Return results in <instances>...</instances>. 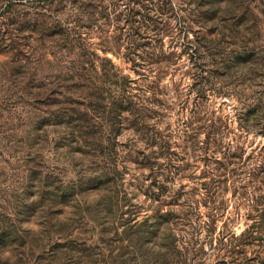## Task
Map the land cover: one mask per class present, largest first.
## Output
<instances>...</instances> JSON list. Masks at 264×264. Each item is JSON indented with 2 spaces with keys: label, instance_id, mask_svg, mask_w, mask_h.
Instances as JSON below:
<instances>
[{
  "label": "rangeland",
  "instance_id": "1",
  "mask_svg": "<svg viewBox=\"0 0 264 264\" xmlns=\"http://www.w3.org/2000/svg\"><path fill=\"white\" fill-rule=\"evenodd\" d=\"M133 1L0 0V264H227L251 225L264 0Z\"/></svg>",
  "mask_w": 264,
  "mask_h": 264
},
{
  "label": "trees",
  "instance_id": "2",
  "mask_svg": "<svg viewBox=\"0 0 264 264\" xmlns=\"http://www.w3.org/2000/svg\"><path fill=\"white\" fill-rule=\"evenodd\" d=\"M130 2L133 3L134 1L133 0H127L128 5ZM125 8H127V6H125ZM132 11H133V9H132V7H130V9H128V14L126 15L127 18L130 15H132L133 17L140 15V17H141L142 14H139L137 11H134L132 13ZM148 60L150 61L151 58H149ZM151 62H153V61H151ZM147 64H150V63L148 62ZM196 94L198 96L199 93H196ZM234 110H236L235 115H237L236 116L237 118H239V116L243 113V111H241L242 110L241 108L240 109H234ZM239 121L241 122V120H239ZM217 122H219V125L215 126V125H217L216 121L213 119H210V122L208 123V125H206V127L209 128L208 129L209 130L208 137H210V134H212L211 141L213 142V145L215 147L213 149L214 150L217 149L218 153L222 154L221 158L212 157V158H214L213 163H215L216 165H219L218 168H223L229 164H237V163L239 164V160H238V159H240L239 152L242 149H240L238 146H233L231 143H228V144L225 143V145L222 144V138L224 137V136H222V134L224 132L223 129L226 128V125L222 122V119L220 117L218 118ZM239 128L242 131L243 130H245L246 132L248 131L247 128L243 127L242 125H239ZM208 140H210V138H208ZM157 144H158L162 154L164 152L165 153L168 152L167 141L161 140V138H159V141ZM261 146L263 149L264 145H261ZM214 153L215 152H213V154ZM235 159L238 161L237 162L232 161ZM257 168H259V169H255V170H262L264 172V159L262 160V162H260V165H258ZM255 178H257V176ZM262 178H264V177H260V179L255 180V182L257 183V186L255 187V189L256 188L258 189V195H255L252 198V202H253L252 207L254 208L255 214L252 215V213H250L247 216L248 219L251 218V220H253L251 225H249L247 227V229H245L240 234V237L235 236L234 234L230 235V238H231L230 243L228 244V247H225V257H224L225 259H223L225 261H223V262H226L227 264H264V253H263V255H261V253L257 251V253L248 256L246 254V251H245V247L248 244L252 243V241L256 240V237H254V235H252V232H251V231H253V228L255 226H259L261 224H264V191H262V189L260 188V186H262L264 184V182L262 181L263 180ZM206 196H207V194H206Z\"/></svg>",
  "mask_w": 264,
  "mask_h": 264
}]
</instances>
